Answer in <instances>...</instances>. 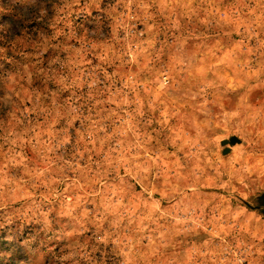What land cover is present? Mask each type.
Returning <instances> with one entry per match:
<instances>
[{"label": "rangeland", "instance_id": "obj_1", "mask_svg": "<svg viewBox=\"0 0 264 264\" xmlns=\"http://www.w3.org/2000/svg\"><path fill=\"white\" fill-rule=\"evenodd\" d=\"M262 195L264 0H0V264H264Z\"/></svg>", "mask_w": 264, "mask_h": 264}, {"label": "water", "instance_id": "obj_2", "mask_svg": "<svg viewBox=\"0 0 264 264\" xmlns=\"http://www.w3.org/2000/svg\"><path fill=\"white\" fill-rule=\"evenodd\" d=\"M241 139L237 136L231 137V139H224L222 141V145L226 146L224 149V153H227L230 150V145H235L236 143H240ZM259 208L264 209V195L261 196L260 198V204L258 206Z\"/></svg>", "mask_w": 264, "mask_h": 264}]
</instances>
